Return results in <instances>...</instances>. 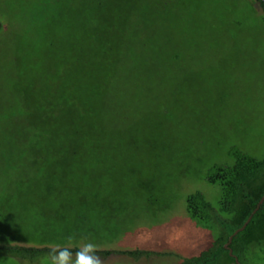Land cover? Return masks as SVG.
Returning a JSON list of instances; mask_svg holds the SVG:
<instances>
[{"label": "rangeland", "instance_id": "obj_1", "mask_svg": "<svg viewBox=\"0 0 264 264\" xmlns=\"http://www.w3.org/2000/svg\"><path fill=\"white\" fill-rule=\"evenodd\" d=\"M0 19V245L171 253L101 264H181L207 248L186 197L217 207L211 170L264 157L258 3L0 0ZM49 255L0 250V264Z\"/></svg>", "mask_w": 264, "mask_h": 264}, {"label": "trees", "instance_id": "obj_2", "mask_svg": "<svg viewBox=\"0 0 264 264\" xmlns=\"http://www.w3.org/2000/svg\"><path fill=\"white\" fill-rule=\"evenodd\" d=\"M255 1L264 14L263 2L261 0ZM113 24L114 22L109 19L103 20L101 33L105 39L116 32L112 31ZM2 27L3 24L0 19V31ZM112 35L113 37L108 40V46L105 44L99 49V56L104 57L105 61L109 57L111 58V53L115 48L117 36ZM107 53L108 55L105 57ZM103 59L100 61L106 63ZM233 157L234 161L231 164L215 166L207 176L208 182L217 183L221 189L217 207L213 206L201 192H195L186 197L187 214L197 224L208 230L213 239L211 244L198 254L182 257L181 264H237V261L240 264H250L256 250L261 251L264 255V201L252 214L243 230L233 235L229 247H224L229 236L243 225L264 194V157L256 159L243 153H233ZM68 248L73 254L79 249L78 247ZM53 249L0 245V250H6L17 258L30 260L42 252L51 253ZM229 250L232 251V255H230ZM112 253L123 254L136 259L152 254H171L170 252H155L144 249L117 251L96 249L95 252L99 256H108Z\"/></svg>", "mask_w": 264, "mask_h": 264}, {"label": "clouds", "instance_id": "obj_3", "mask_svg": "<svg viewBox=\"0 0 264 264\" xmlns=\"http://www.w3.org/2000/svg\"><path fill=\"white\" fill-rule=\"evenodd\" d=\"M96 245L84 243L73 253L68 247L56 246L49 255V264H101V258L95 254Z\"/></svg>", "mask_w": 264, "mask_h": 264}, {"label": "water", "instance_id": "obj_4", "mask_svg": "<svg viewBox=\"0 0 264 264\" xmlns=\"http://www.w3.org/2000/svg\"><path fill=\"white\" fill-rule=\"evenodd\" d=\"M261 1H262L263 4H264V0H261ZM263 201H264V194H263L262 197L259 199V201H258V203H257V205H256V207H255V209H254V210L252 211V213L248 216V218H247L246 221L243 223V225H242L241 227H239L238 229H236V230L233 232V234H231V235L229 236L228 241H227V243L224 245V247H229V244H230V242H231V239H232L233 235H235V234H237V232L243 230V228H244V227L246 226V224L249 222V220H250L252 214L258 209V207L260 206V204H261ZM229 253H230V255H232V251H231V250H229ZM236 261H237V260H236ZM237 264H240V263L237 261Z\"/></svg>", "mask_w": 264, "mask_h": 264}]
</instances>
